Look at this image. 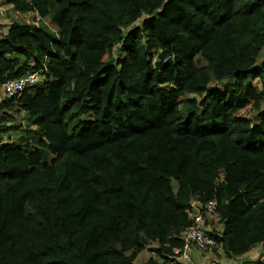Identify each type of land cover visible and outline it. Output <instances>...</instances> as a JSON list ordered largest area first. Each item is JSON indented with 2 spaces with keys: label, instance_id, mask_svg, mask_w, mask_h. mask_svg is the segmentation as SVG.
Here are the masks:
<instances>
[{
  "label": "trees",
  "instance_id": "1",
  "mask_svg": "<svg viewBox=\"0 0 264 264\" xmlns=\"http://www.w3.org/2000/svg\"><path fill=\"white\" fill-rule=\"evenodd\" d=\"M1 1L40 24L0 33V87L43 82L0 101V264H165L194 201L195 251L264 250V0Z\"/></svg>",
  "mask_w": 264,
  "mask_h": 264
},
{
  "label": "built area",
  "instance_id": "2",
  "mask_svg": "<svg viewBox=\"0 0 264 264\" xmlns=\"http://www.w3.org/2000/svg\"><path fill=\"white\" fill-rule=\"evenodd\" d=\"M42 79V75L35 72L16 80L7 81L2 86L4 95L8 97L19 96L25 90L41 84L43 82ZM215 208L214 201L208 204H202L198 201L192 203V210L189 214L192 219V226L183 234V246L173 250V260L175 258L179 262L190 261L194 249L205 250L208 247L216 245L215 239L206 230L208 220H214L215 223L218 221ZM203 210L207 213L202 214Z\"/></svg>",
  "mask_w": 264,
  "mask_h": 264
},
{
  "label": "rangeland",
  "instance_id": "3",
  "mask_svg": "<svg viewBox=\"0 0 264 264\" xmlns=\"http://www.w3.org/2000/svg\"><path fill=\"white\" fill-rule=\"evenodd\" d=\"M20 22V23H29V24H40L39 17L35 13H19L13 9L11 5L6 4L4 1L0 2V33L3 35V33L6 31V27L11 22ZM45 25L50 27L51 29H56L55 26V16L54 12H52L49 16V18L43 20ZM42 23V22H41ZM264 59V51L262 53V57L260 61ZM256 86H259L258 84ZM4 98V91L3 87H0V101ZM215 228H219L218 223L215 224ZM262 248V247H261ZM151 253L153 250H149ZM193 255H191L190 261H181L182 264H193L194 262L199 264H219V262H222V264H258L260 260H264V250L263 248L260 250H253L249 255H246L247 257H241L239 259H229L227 256H222L221 259H217V256H214V254H211L209 252H199L194 251L192 252ZM155 256L152 254V257ZM149 254L145 253L144 255H141L136 261V264H144L149 259ZM193 258V259H192ZM161 262V261H160ZM163 264V263H161ZM165 264H180L177 260L170 259L168 263Z\"/></svg>",
  "mask_w": 264,
  "mask_h": 264
},
{
  "label": "crops",
  "instance_id": "4",
  "mask_svg": "<svg viewBox=\"0 0 264 264\" xmlns=\"http://www.w3.org/2000/svg\"><path fill=\"white\" fill-rule=\"evenodd\" d=\"M260 248V250L262 249L261 247H257V248H255L254 250H258ZM195 251V250H194ZM193 251V252H194ZM253 251V250H252ZM145 253H147V254H149V258H152V253L148 250V251H144L141 255H144ZM251 253V252H250ZM141 255L139 256V257H141ZM193 255V254H192ZM246 255H249V253L248 254H246ZM246 255H244L243 257H247ZM138 257V258H139ZM148 258V259H149ZM207 262H208V260H207ZM207 262L205 263V264H207ZM193 264H199V263H196V262H194ZM204 264V263H203Z\"/></svg>",
  "mask_w": 264,
  "mask_h": 264
},
{
  "label": "clouds",
  "instance_id": "5",
  "mask_svg": "<svg viewBox=\"0 0 264 264\" xmlns=\"http://www.w3.org/2000/svg\"><path fill=\"white\" fill-rule=\"evenodd\" d=\"M5 96V95H4Z\"/></svg>",
  "mask_w": 264,
  "mask_h": 264
}]
</instances>
